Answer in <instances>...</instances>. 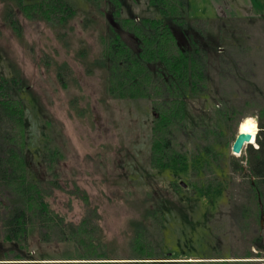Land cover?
Returning <instances> with one entry per match:
<instances>
[{
    "label": "rangeland",
    "instance_id": "rangeland-1",
    "mask_svg": "<svg viewBox=\"0 0 264 264\" xmlns=\"http://www.w3.org/2000/svg\"><path fill=\"white\" fill-rule=\"evenodd\" d=\"M69 1L75 4L79 17L70 39L59 40L58 30L47 22L20 14L21 33L14 31L6 23V5L0 0V75L16 77L21 82V91L15 96L23 99L26 107L30 180L51 179L57 174L66 193H55L53 208L73 222L97 212L103 237L112 244L108 255L121 259L116 261L137 256L130 245L138 225L145 222L154 241L160 244L157 246L165 245L166 251L182 260L211 258L218 233L221 258L264 264V213L261 226L255 213H249L245 225L243 219L237 221L244 207L249 205L256 210V204L245 198V185L250 180L249 145L241 155H234L232 150L240 133L257 135L256 140L260 133L259 114L264 107V0H189L188 19L208 21V90L202 96L203 102L194 104L192 111L199 108L203 114H218L219 107L235 118L234 130L224 127L228 143L219 160L224 171L212 173L208 169L199 177L183 169L152 166V102L110 98L106 93V74L100 70L87 74L85 64L77 57L83 42L89 50V61L100 54V35L112 22L111 16L101 17L85 0ZM85 16L94 21L88 30L83 28ZM122 16L159 18L160 13L149 0H126ZM115 27L127 42H136L133 36ZM177 35L185 41L181 32ZM56 64H67L71 70L66 87L57 78ZM252 117L257 120V130ZM202 132L198 130L181 139L187 151L205 145ZM251 145L259 148L256 141ZM53 151L56 164L54 171L49 172L45 159ZM235 160L242 172L234 171ZM200 180L222 182L221 197L216 199L214 208L207 201L196 206L189 204L184 216L183 206L191 192L175 193L171 183L194 189L193 184ZM71 191L75 192L73 196ZM159 193L166 211L165 221L157 219L164 222L161 229L143 217L148 208H154L156 201L150 203L151 195L157 197ZM256 236L260 237L261 250L254 246ZM12 248L0 240V259ZM250 249L251 259H237L245 257ZM29 251L36 259L29 262L33 264L82 263L75 260L73 245L42 243L36 232L31 234Z\"/></svg>",
    "mask_w": 264,
    "mask_h": 264
},
{
    "label": "trees",
    "instance_id": "trees-1",
    "mask_svg": "<svg viewBox=\"0 0 264 264\" xmlns=\"http://www.w3.org/2000/svg\"><path fill=\"white\" fill-rule=\"evenodd\" d=\"M1 1L6 5V23L17 33H21L19 14L28 19L47 22L58 30L59 40L70 39L74 33V23L79 13L75 4L69 0ZM85 1L101 17L110 15L112 22L106 26L105 32H101L100 54L89 61V50L83 42L77 57L85 64L87 74H93L97 70L106 74V93L110 98L145 99L152 102V166L163 170L183 169L194 177H199L208 169L212 173L224 171L219 166V160L223 156L222 149L228 143L224 127L234 130V115L221 111L219 107L218 114H203L199 108L192 111L194 104L203 102L202 96L208 90L207 21L188 19L189 0H149L159 10L160 16L141 19L122 16L126 0ZM82 21L84 30L90 29L94 22L89 16L83 17ZM115 25L133 36L136 42H127ZM177 32L183 34L184 42L179 39ZM66 44L69 45L68 42ZM220 69L221 74L225 75L224 67L220 66ZM56 72L62 86H68L67 78L72 75L69 66L56 64ZM19 91V79L0 75V240L13 246L0 259V264H33L29 262L36 259H33L29 251V244L34 232L42 243L73 245L77 257L75 260L82 262L79 264L257 263L228 262L221 258L222 242L218 233L215 235L218 240L212 246L211 258H202L200 261L190 258L182 260L183 258L171 254V251H166L165 245L162 248L157 246L160 244L154 241V235L145 222L138 225L133 244L130 245L137 256L127 259L128 261L111 259L108 255L111 243H107L103 237L97 212H90V216L85 214L79 222L68 221L65 215L53 208L55 193H66L59 176L54 174L51 179L30 180L27 169L28 120L24 100L15 96ZM73 104L74 101L71 102L72 106ZM251 119L257 130V120L253 117ZM259 128L257 140V135L251 134V143L256 141L259 148L254 149L249 145L247 165L250 180L245 185V198L256 204V210L247 204L237 221L247 219L251 215L249 213H255L261 226L260 218L264 213V107L260 109ZM198 130L203 131L202 137L206 143L189 152L180 141ZM55 155L56 152L53 151L50 156H46L49 172L54 171ZM233 166L235 172H242V166L237 160ZM171 186L175 193L181 195L191 192L183 206L184 216L187 215L189 204L196 206L207 201L214 208L216 199L221 197L224 190L222 182L213 180L196 181L192 187L194 189H189L190 185L182 183L172 182ZM69 194L73 196L75 192L71 191ZM81 194L87 201L84 192ZM151 197L150 203L156 201L152 209L154 211L148 208L143 217L151 219L152 225L161 229L164 222H158L157 219L165 221V201L161 200V193L157 197ZM259 240L260 237L256 236L254 246L261 250L260 246H263L258 243ZM252 253L250 249L245 257L237 259H251Z\"/></svg>",
    "mask_w": 264,
    "mask_h": 264
},
{
    "label": "water",
    "instance_id": "water-1",
    "mask_svg": "<svg viewBox=\"0 0 264 264\" xmlns=\"http://www.w3.org/2000/svg\"><path fill=\"white\" fill-rule=\"evenodd\" d=\"M252 136L250 134L240 133L233 144V154L241 155L246 145H251Z\"/></svg>",
    "mask_w": 264,
    "mask_h": 264
},
{
    "label": "crops",
    "instance_id": "crops-1",
    "mask_svg": "<svg viewBox=\"0 0 264 264\" xmlns=\"http://www.w3.org/2000/svg\"><path fill=\"white\" fill-rule=\"evenodd\" d=\"M196 19L195 20H200L198 17H195ZM194 21V20H193ZM208 22V21H207Z\"/></svg>",
    "mask_w": 264,
    "mask_h": 264
},
{
    "label": "snow or ice",
    "instance_id": "snow-or-ice-1",
    "mask_svg": "<svg viewBox=\"0 0 264 264\" xmlns=\"http://www.w3.org/2000/svg\"><path fill=\"white\" fill-rule=\"evenodd\" d=\"M245 130L248 131V130H250V129L246 128Z\"/></svg>",
    "mask_w": 264,
    "mask_h": 264
}]
</instances>
